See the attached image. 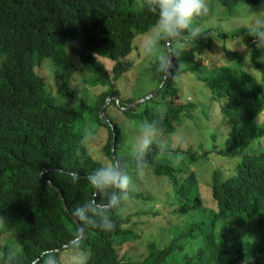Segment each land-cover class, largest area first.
Returning <instances> with one entry per match:
<instances>
[{"label": "trees", "instance_id": "obj_1", "mask_svg": "<svg viewBox=\"0 0 264 264\" xmlns=\"http://www.w3.org/2000/svg\"><path fill=\"white\" fill-rule=\"evenodd\" d=\"M134 2L0 0V237L10 235L20 245L19 264H37L45 248L60 249L63 257L68 251L63 247L80 230L71 209L84 199L101 198L94 196L86 180L106 163L94 156L95 147L107 162H122L133 187L122 211L111 212L114 230H83L81 248L87 264H264V61L257 59L261 53L247 35V26H202L257 9L261 0H206L207 14L195 18L194 24L214 35L189 40L185 34L162 41L166 54L169 42L177 53L171 73L166 79L155 74L158 92L124 109L142 97L126 99L117 81L133 66L128 58L135 40L147 35L156 19L145 0L140 9L132 8ZM70 41L79 44L74 52L81 66L95 74L92 85L105 87L91 104L72 88L70 79H63L60 91L79 101L76 108L56 104L45 77L36 71L48 58L57 70L74 68L65 46ZM187 45L210 52L222 65L199 70L186 64L189 51L181 48ZM104 58L113 63L112 71ZM186 74L191 76L190 100L184 94L188 88H182ZM113 94L118 99L108 101ZM186 119L201 131H211L213 139L221 126L228 128L229 137L210 149L189 142L165 152L159 150L162 143L157 138L138 170L128 156L125 122L137 127L156 121L159 133L168 136ZM84 136L91 139L81 144ZM212 154L234 160L227 174L219 165L211 173L192 169ZM72 171L81 177L76 185L70 183ZM146 176L159 178L158 187L166 188V208L154 206L163 199L159 193L140 189ZM133 203L136 210L143 209L125 214ZM162 212L170 215L166 225L183 222L180 230L177 223L176 230L167 228L179 232L175 237L164 238L163 247L152 239L139 252H121L128 242L141 238L139 227L148 223L147 218ZM256 220V235L242 236L240 230ZM193 244L196 250L189 251Z\"/></svg>", "mask_w": 264, "mask_h": 264}, {"label": "rangeland", "instance_id": "obj_2", "mask_svg": "<svg viewBox=\"0 0 264 264\" xmlns=\"http://www.w3.org/2000/svg\"><path fill=\"white\" fill-rule=\"evenodd\" d=\"M142 2L143 0H135L132 8L133 9H140L142 8ZM249 8L244 9L242 13L239 15L226 19L223 22L219 21L217 19L210 20L207 25L203 24L202 26H215L218 28H221L223 30H228L233 27L245 25H249ZM201 27V26H200ZM147 35L138 37L134 42V50L129 55V60L133 62V66L125 72L122 77L117 81V85L122 91L124 97L128 99L129 97H137V98H143L148 92H158L159 89L155 91V87L158 84V81L154 78L155 74H161L155 70V64H156V55L159 53L166 54V50L164 45L160 44L158 46L157 52L153 54H147L143 50V41L146 39ZM66 48L69 50L72 60L75 63V67L72 69H69L67 71L65 70H57L58 67H56L55 63L52 59H46L41 67H37V73L44 76L46 79V89L50 95V98L58 105H64L67 107L76 108L79 107V101L76 99L71 98L70 96H67L66 94L61 93L60 91V85L61 81L63 79H70V83L72 88H75L78 90L79 94L81 96H84L85 100L88 103H91L96 101V98L99 94H101L105 87L103 86H93L92 80L95 78V74L88 72L85 70L81 64L80 59L74 52L75 49L79 47V44L77 41H70L66 45ZM184 49L188 50L189 53L186 57V64L193 65L194 67H197L199 70L204 69V65H208L211 68H214L216 66H220L221 61L217 59L213 54L210 52H202L200 49H195L193 46L187 45L183 48H181V51ZM1 62V60H0ZM103 62L109 69V71H112L113 63L110 62L108 59L104 58ZM57 71V72H56ZM60 75H58V74ZM191 76L189 74H186L183 78L182 82V88L183 90L185 88H188L190 86ZM189 88L184 90L185 97L190 100L192 99V96L188 93ZM149 93V94H150ZM148 94V95H149ZM120 117L122 118V114L119 113ZM125 131L127 133V144H131L134 139L135 135V128L136 125L133 126L132 122L126 121L125 125ZM134 132V133H133ZM217 137L216 139L212 138V132L211 131H205L200 130L198 127H195L194 123L190 120H184L177 128L176 133L174 135H164L159 133L158 138L160 142L167 146H177L181 144L188 145L189 142L193 143H203L207 149H210L212 145L221 146L224 144L226 139L229 137L228 128H225L223 126L218 127L216 129ZM93 154L95 157H98L102 159L104 162L108 161V158L104 155V153L98 151V148L92 147L91 148ZM234 160H229L226 158L219 157L218 159L215 158L214 154L211 155L210 160H206L204 163H198L192 167V169H196L199 171H205V173H211L212 169H214V166L219 165L220 168L224 171V173L227 174L228 168L231 169V166L233 164ZM229 169V170H230ZM158 179L155 176H146V178L142 179L140 181L141 184V190H143L145 193L149 192L150 190L152 193L160 194L162 201L161 202H155L154 206L159 209H164L167 207L165 204L167 197L165 196L166 188L163 186L158 187ZM153 184V186H152ZM137 208V203H133L132 205L128 206L125 214H132ZM143 207H139L136 211L142 210ZM170 216L166 212H162L160 215L154 216L152 218L144 217L143 219L148 220V223L143 226L141 225L139 227V231H141L142 236L141 238L135 241L128 242L130 243V246H124L121 247V252H124L127 250V253L131 252H139L141 249L145 248L147 244L154 240H158L160 244H163V239L169 237V241L175 237L179 232H175L173 229L168 230L167 228H174L176 230V227L180 230L181 226L183 225V222H175L173 224L166 225V221L168 222V217ZM138 217L136 216L134 218L135 221ZM169 223V222H168ZM177 223V224H176ZM258 220H256L252 225L247 226L244 229H241L242 236L248 237L250 235H256V225L259 226ZM176 224V227L175 225ZM166 227V228H165ZM173 230V231H172ZM13 238L10 235H6L3 237H0V264L8 263L6 256L7 251L11 246H15L17 249V252L21 250V247L18 243L12 240ZM137 243V244H136ZM163 245H160V247H163ZM197 248V244H193L188 248L189 251H194ZM6 249V251H5ZM130 252V253H131ZM129 257V256H128ZM172 260H170L171 262ZM169 262V263H170Z\"/></svg>", "mask_w": 264, "mask_h": 264}, {"label": "clouds", "instance_id": "obj_3", "mask_svg": "<svg viewBox=\"0 0 264 264\" xmlns=\"http://www.w3.org/2000/svg\"><path fill=\"white\" fill-rule=\"evenodd\" d=\"M147 9L156 16L154 24L149 26L146 39L143 41V50L147 54L157 52L162 41H172L187 34L189 40L207 36H213L211 32H202L199 25L194 24L195 18L207 14L206 0H145ZM249 25L246 33L253 40L256 51L261 55L257 59L264 61V0L261 7L249 9ZM183 47V46H181ZM177 53L156 55L155 70L165 76L171 73V56ZM128 126L127 124L125 125ZM135 135L128 151V156L136 162L137 169H143L146 154L156 144L160 132L156 121H143L135 128ZM90 136H84L81 144L87 143ZM167 145L160 144L159 150L165 152ZM60 169L58 172H62ZM72 185L79 183L81 177L78 172L70 174ZM87 183L94 190V196L100 199L88 198L82 200L71 209L72 219L80 226L73 237L68 241V251L61 257L55 248H45L36 257L37 264H87V253L81 248L82 230L88 227L97 228L104 232H110L116 227L111 216L113 210L122 211V202L128 198L131 191L132 178L125 170L122 162L115 159L96 167L87 177ZM17 249L11 246L7 251L8 264H19L16 255Z\"/></svg>", "mask_w": 264, "mask_h": 264}, {"label": "water", "instance_id": "obj_4", "mask_svg": "<svg viewBox=\"0 0 264 264\" xmlns=\"http://www.w3.org/2000/svg\"><path fill=\"white\" fill-rule=\"evenodd\" d=\"M168 46H169V53H170V52L173 51V49L171 48V42L168 43ZM171 61H172V66H173V56H171ZM166 78H167V76H165V79H166ZM165 79H164V80H165ZM163 84H164V81H163L162 85H163ZM162 85H161V86H162ZM155 94H156V92L150 93V94L147 95L146 97H143V98L139 99L138 101H136L134 104H131L130 106L123 107V108H124V109H125V108L129 109V108H132V107H137V106L139 105V103L144 102V101L150 99V98L153 97ZM113 98L117 100V99H118V94H113V95H111V96L108 98V101H111ZM102 114H104V108L102 109ZM83 233H84V232H83V230H82V235H83ZM63 248H66V245H65ZM58 251H60V249H59Z\"/></svg>", "mask_w": 264, "mask_h": 264}]
</instances>
